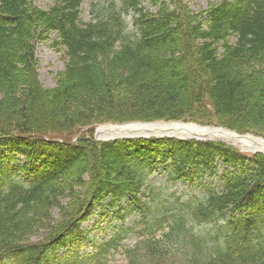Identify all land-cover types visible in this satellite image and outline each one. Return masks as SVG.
<instances>
[{
    "label": "trees",
    "instance_id": "16d2710c",
    "mask_svg": "<svg viewBox=\"0 0 264 264\" xmlns=\"http://www.w3.org/2000/svg\"><path fill=\"white\" fill-rule=\"evenodd\" d=\"M81 1L40 11L32 0H0V264H108L130 228L115 227L91 253L80 231L107 201L116 221L121 201L143 219L125 264H264V155L221 142L92 137L105 123L263 128L264 0H222L199 15L182 0H119L89 24ZM49 32L66 57L52 89L34 69L36 42ZM81 128L88 135L72 143ZM17 155L24 163L14 170L5 162ZM218 162L231 170L221 190L208 184L204 198L171 206L153 196L154 170L191 182L217 176Z\"/></svg>",
    "mask_w": 264,
    "mask_h": 264
},
{
    "label": "rangeland",
    "instance_id": "374dc122",
    "mask_svg": "<svg viewBox=\"0 0 264 264\" xmlns=\"http://www.w3.org/2000/svg\"><path fill=\"white\" fill-rule=\"evenodd\" d=\"M33 7L40 11L49 10L55 3V0H32ZM166 1V0H165ZM222 0H182V3L186 6L189 12L199 15L203 12L209 10L210 6L220 3ZM119 0H82L80 8L79 20L83 24H88L93 22L96 16L104 15L107 10L113 4H118ZM143 7L150 12H154L155 8L150 6L148 3H143ZM125 23L128 28L131 27L132 16L131 14H126L123 16ZM226 41L228 44H233L235 42V37L229 36ZM54 42H58L57 35L55 33L49 32L43 37V39L36 42L35 46V61L36 64L34 69L36 70L38 80L40 84L47 89H52L55 87L56 76L58 73L64 70L66 64V57L64 49L62 47H54ZM221 43L217 46L218 55L222 54ZM174 122V121H169ZM178 122V121H176ZM183 123H193V121H181ZM141 123V122H139ZM113 124L105 123L99 124L98 126ZM120 125L118 123H114ZM127 124V123H125ZM197 124V123H196ZM199 124V123H198ZM122 125V124H121ZM211 127H222L221 125H211ZM84 129V128H83ZM227 129V128H225ZM230 130V129H227ZM249 132L238 133L243 135H252L257 138H264V127L258 128L253 127L249 129ZM93 131V129H92ZM233 131V130H231ZM236 132V131H233ZM83 135H88L83 134ZM93 136V135H92ZM227 143V142H225ZM229 144V143H227ZM239 148V147H237ZM236 149V148H235ZM240 149V148H239ZM238 150V149H237ZM251 153V152H244ZM9 163L8 161L5 163ZM218 171L217 176L207 177L204 176L202 179L200 174L195 175L191 182L186 181L185 183H176L170 184L166 179L167 172L163 169L154 170L151 178L150 184L156 186V190L153 194L154 197L160 195L165 196L164 203L171 204L174 203V198L180 200L179 202L185 201L187 199H197L200 200L204 198V189L206 185L212 184L216 190H221L222 187V173L226 168L222 163L218 162ZM107 203L101 204L100 206L94 208V210L89 214L85 221L80 225V231L82 232L83 243L82 248L85 246L84 253L92 252V246L94 243H99L103 240H108L113 236V229L115 227L120 228L122 226H130L133 222L137 220V217L134 215H129L126 213V209L120 212L122 220H115L114 214L110 211V207ZM121 204L124 206V201H121ZM128 210V209H127ZM54 219H58V214L55 212ZM37 238H32L31 241H35ZM136 238L134 236H129L126 239L125 244L131 246L135 242ZM58 254H63V251H59ZM108 264H124V256L121 254H115L110 258Z\"/></svg>",
    "mask_w": 264,
    "mask_h": 264
},
{
    "label": "bare ground",
    "instance_id": "6f19581e",
    "mask_svg": "<svg viewBox=\"0 0 264 264\" xmlns=\"http://www.w3.org/2000/svg\"><path fill=\"white\" fill-rule=\"evenodd\" d=\"M148 134L154 139H186L209 138L227 142L239 147L244 152H261L264 153V140L252 135H239L221 127H202L192 123L182 122H156L149 124H128L116 125L99 128L98 138L119 137L123 135H140ZM128 137V136H126ZM125 138V137H122Z\"/></svg>",
    "mask_w": 264,
    "mask_h": 264
},
{
    "label": "water",
    "instance_id": "95a60500",
    "mask_svg": "<svg viewBox=\"0 0 264 264\" xmlns=\"http://www.w3.org/2000/svg\"><path fill=\"white\" fill-rule=\"evenodd\" d=\"M146 134H140V135H123V136H119V137H113V138H110V137H107L106 139L108 140H112V139H115V138H118V139H122V137H125L123 139H130V138H144ZM128 136V137H126ZM199 140V139H198ZM200 140H203V139H200ZM254 152V151H253Z\"/></svg>",
    "mask_w": 264,
    "mask_h": 264
}]
</instances>
